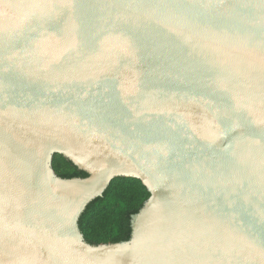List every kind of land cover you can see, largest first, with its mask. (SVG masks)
<instances>
[{"label": "water", "instance_id": "water-1", "mask_svg": "<svg viewBox=\"0 0 264 264\" xmlns=\"http://www.w3.org/2000/svg\"><path fill=\"white\" fill-rule=\"evenodd\" d=\"M117 176L150 195L88 243ZM0 264H264V0H0Z\"/></svg>", "mask_w": 264, "mask_h": 264}, {"label": "trees", "instance_id": "trees-1", "mask_svg": "<svg viewBox=\"0 0 264 264\" xmlns=\"http://www.w3.org/2000/svg\"><path fill=\"white\" fill-rule=\"evenodd\" d=\"M52 167L61 177L87 176L61 154L53 155ZM149 195L140 179L114 177L103 195L91 200L79 217L78 225L84 239L91 244L127 240L131 232V215L139 210Z\"/></svg>", "mask_w": 264, "mask_h": 264}]
</instances>
